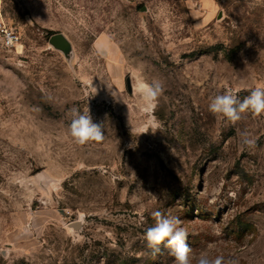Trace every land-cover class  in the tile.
I'll use <instances>...</instances> for the list:
<instances>
[{"label": "rangeland", "instance_id": "1", "mask_svg": "<svg viewBox=\"0 0 264 264\" xmlns=\"http://www.w3.org/2000/svg\"><path fill=\"white\" fill-rule=\"evenodd\" d=\"M137 79L162 83L154 107ZM256 86L264 0H0V264H173L144 239L154 211L181 219L192 264H264V113L208 107ZM73 108L102 140L74 141Z\"/></svg>", "mask_w": 264, "mask_h": 264}, {"label": "clouds", "instance_id": "2", "mask_svg": "<svg viewBox=\"0 0 264 264\" xmlns=\"http://www.w3.org/2000/svg\"><path fill=\"white\" fill-rule=\"evenodd\" d=\"M142 104L146 109L155 106V102L163 92V85L159 80L151 82L137 79L133 85ZM209 111L213 115L226 118L232 124L241 119V114L252 112L254 114L264 113V87L256 86L249 90V94L241 100L236 93L227 91L223 94L213 96L209 103ZM72 119L68 127L69 135L78 144L89 141H100L103 139L102 125L93 122L89 108L81 112L77 108L70 110ZM242 143L251 145L253 141L247 132H241ZM154 225L148 227L144 233L148 249L152 255H157L161 247L168 248L174 257L173 264H192V249L187 243L188 233L182 226L179 217L165 215L161 211H154ZM223 258H210L206 252L196 258V264H222Z\"/></svg>", "mask_w": 264, "mask_h": 264}, {"label": "water", "instance_id": "3", "mask_svg": "<svg viewBox=\"0 0 264 264\" xmlns=\"http://www.w3.org/2000/svg\"><path fill=\"white\" fill-rule=\"evenodd\" d=\"M50 44L54 46L56 49L62 50L66 54H68L72 49L71 41L65 34L61 32L54 33L50 37ZM128 85L129 88L131 89L130 79L128 80ZM80 224L81 223L78 221L74 224V227L77 228L79 227Z\"/></svg>", "mask_w": 264, "mask_h": 264}, {"label": "built area", "instance_id": "4", "mask_svg": "<svg viewBox=\"0 0 264 264\" xmlns=\"http://www.w3.org/2000/svg\"><path fill=\"white\" fill-rule=\"evenodd\" d=\"M4 33H8V35L5 38V43L7 46L12 47L13 45H15L16 41L18 40V37L16 34H14V32L11 31H5Z\"/></svg>", "mask_w": 264, "mask_h": 264}, {"label": "crops", "instance_id": "5", "mask_svg": "<svg viewBox=\"0 0 264 264\" xmlns=\"http://www.w3.org/2000/svg\"><path fill=\"white\" fill-rule=\"evenodd\" d=\"M186 1L187 3H189L190 1L195 2L196 0H183Z\"/></svg>", "mask_w": 264, "mask_h": 264}]
</instances>
